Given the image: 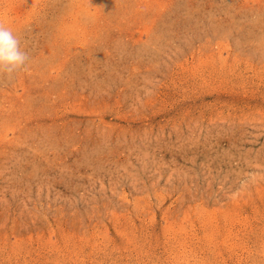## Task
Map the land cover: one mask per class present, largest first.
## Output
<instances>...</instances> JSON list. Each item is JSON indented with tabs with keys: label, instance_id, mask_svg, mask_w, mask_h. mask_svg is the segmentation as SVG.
Here are the masks:
<instances>
[{
	"label": "rangeland",
	"instance_id": "374dc122",
	"mask_svg": "<svg viewBox=\"0 0 264 264\" xmlns=\"http://www.w3.org/2000/svg\"><path fill=\"white\" fill-rule=\"evenodd\" d=\"M0 264H264V0H0Z\"/></svg>",
	"mask_w": 264,
	"mask_h": 264
},
{
	"label": "clouds",
	"instance_id": "9594fccd",
	"mask_svg": "<svg viewBox=\"0 0 264 264\" xmlns=\"http://www.w3.org/2000/svg\"><path fill=\"white\" fill-rule=\"evenodd\" d=\"M29 55L22 49L20 39L10 27L0 23V73L9 77L18 71L25 70Z\"/></svg>",
	"mask_w": 264,
	"mask_h": 264
}]
</instances>
